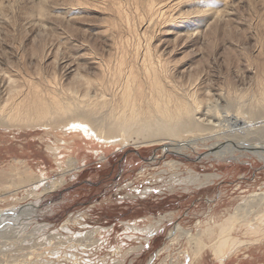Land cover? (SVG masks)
<instances>
[{
	"label": "rangeland",
	"instance_id": "rangeland-1",
	"mask_svg": "<svg viewBox=\"0 0 264 264\" xmlns=\"http://www.w3.org/2000/svg\"><path fill=\"white\" fill-rule=\"evenodd\" d=\"M2 3L0 52L22 73L55 72L66 81L67 74L58 69L61 61L93 53L112 63L117 45L123 43L128 54L137 41L122 25L115 26L119 22L110 0H46L48 15L41 24L38 0ZM207 3L205 15L219 16L218 21L205 16L214 24L206 27L194 19L197 30L184 27L173 34L167 21L150 30L151 41L161 40V56L174 78L197 81L200 96L214 108L239 113L244 106L231 103L229 93L252 89L264 69V0ZM182 4L170 14L186 15L202 6L195 0ZM143 36L139 32L141 42ZM231 144L241 146L239 150L255 145L264 149V139ZM51 147H58L57 153ZM212 151L199 146L180 155L164 145L111 144L40 127L0 128L1 264H264V234H245L240 224L231 231L237 242L226 253L238 251L225 258L216 255V232L201 247L187 240L226 219L245 199L264 194V151L263 158L237 153L222 159L212 157ZM70 157L77 161L76 170H67ZM189 170L216 177L198 187L183 181L192 174ZM25 172L35 183L16 185L13 178ZM61 173L64 181L44 190L43 183L58 180ZM253 209L247 215L251 222ZM156 220L160 226L148 231ZM93 228L96 246L70 248L56 238L57 233L69 239Z\"/></svg>",
	"mask_w": 264,
	"mask_h": 264
},
{
	"label": "bare ground",
	"instance_id": "bare-ground-1",
	"mask_svg": "<svg viewBox=\"0 0 264 264\" xmlns=\"http://www.w3.org/2000/svg\"><path fill=\"white\" fill-rule=\"evenodd\" d=\"M38 1L36 12L41 24L48 14L45 9L46 0ZM188 1L194 0H110L116 20L119 22L115 26L122 25L129 33L137 36V41L128 54L123 43L117 45L116 52L119 51L112 63L93 53L85 55L80 60L71 58L61 61L58 63V69L67 74L66 81L62 80L63 76L60 73L55 72L45 74L41 70L35 74L22 73L19 67L3 58V52H0V128L40 127L54 129L64 135L72 134L86 140L93 138L111 144H127L133 141L136 145H164L169 152L180 155L189 149L195 150L199 146H205L211 151L213 149L212 157L219 159L234 158L237 153L253 154L263 158L264 149L258 150L257 145L244 146L239 150L241 146L231 143L264 139V69L255 80L252 89L244 90L242 93H229L230 102L236 101L243 105V110L239 113L223 112L214 108V103L208 98L200 96V89L196 87L197 81L174 78L164 56H161L163 49L160 50L158 46L161 40L157 43L151 41L153 34L150 30L167 21L172 25V28L167 29L175 31L173 34L184 27H190L189 29L196 27L197 30L198 26L192 24L194 19L203 22L202 25L206 24V27L213 21H218V14L212 11V14H207V18L214 20L207 23L208 19L205 17L209 5L207 0H195L202 6L190 9L186 15L181 11L170 14L172 9ZM1 3L2 0L0 19H3L4 2ZM129 5H132L133 10L129 8L127 11ZM130 10L134 12V15L131 13L135 19L132 22ZM136 25L141 27L142 31H139ZM139 32L144 35L142 42L138 37ZM205 92L208 96V92ZM240 136H244L245 139L240 140ZM50 149L54 153L58 151V147ZM76 163L73 157L68 158L67 170H76L78 168L75 166ZM170 164L175 165L174 162ZM189 173L192 174L186 176L183 181L198 187L209 184L216 177L214 173L198 174L192 170H189ZM64 175L63 173L58 180L45 181L44 190L54 189L61 184ZM18 179L13 178L12 181L16 182V185L35 183L26 172ZM251 208H254L251 211L255 213L254 222L247 218ZM258 221L264 224V194L245 199L226 219L214 225L208 224L197 233V237L190 234L187 240L201 247L205 240L212 241L214 239L212 236L216 232L218 237L216 255L225 258L238 251L236 247L226 253V249L237 242V238L231 235L236 225L244 226L245 234L257 232L264 234ZM160 223L154 221L148 225L147 230L153 231ZM127 229L131 228L128 226ZM96 232L97 228H93L69 239L57 233L56 238L60 236L63 239L60 242L61 246L68 243L71 244L70 248L79 246L84 249L96 246L98 241L95 237ZM3 233L0 232V235ZM185 233L186 231H183V234ZM51 234L50 237L55 239L54 234ZM71 241L76 243H69ZM244 243L248 244L246 241ZM141 248L142 245L135 247L137 250ZM216 255L214 253V256Z\"/></svg>",
	"mask_w": 264,
	"mask_h": 264
}]
</instances>
